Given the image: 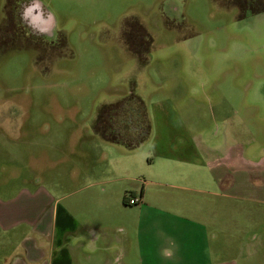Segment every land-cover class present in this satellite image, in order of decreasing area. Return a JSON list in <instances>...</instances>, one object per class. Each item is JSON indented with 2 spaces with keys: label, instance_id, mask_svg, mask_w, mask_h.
<instances>
[{
  "label": "rangeland",
  "instance_id": "374dc122",
  "mask_svg": "<svg viewBox=\"0 0 264 264\" xmlns=\"http://www.w3.org/2000/svg\"><path fill=\"white\" fill-rule=\"evenodd\" d=\"M28 3L51 18L49 39L21 33ZM137 101L149 137L132 149L106 141L105 122L95 127L100 115L128 132L121 105ZM225 119L239 124L240 144L264 145V0H0L1 197L40 190L64 204L104 193L113 204L119 184L108 181L110 169L131 159L148 169L167 121L188 141L215 147ZM258 175L236 193L264 199ZM183 195L188 206L178 212L205 227L208 245L202 258L184 250L191 258L181 264H264V203Z\"/></svg>",
  "mask_w": 264,
  "mask_h": 264
},
{
  "label": "crops",
  "instance_id": "0c3cea01",
  "mask_svg": "<svg viewBox=\"0 0 264 264\" xmlns=\"http://www.w3.org/2000/svg\"><path fill=\"white\" fill-rule=\"evenodd\" d=\"M222 124L224 142L214 147L188 141L184 132L178 135L167 121L168 131H163L161 143H155L148 169L133 159L113 166L108 181L139 200L132 207L118 190L111 195L113 204L104 193L75 196L64 204L40 190L0 196V264H162L158 257L169 259L173 253L178 257L170 262L181 264L191 258L182 255L191 246L201 258L206 256L205 227L178 212L188 206L184 193L264 203L262 198L242 197L236 193L240 186L235 187L250 182L257 173L264 181L262 141L250 137L242 145L237 139L239 124L229 119ZM253 124L248 123V135ZM179 136L186 141L175 152L171 144ZM170 190L178 193L171 195ZM203 210L196 211L202 216Z\"/></svg>",
  "mask_w": 264,
  "mask_h": 264
},
{
  "label": "flooded vegetation",
  "instance_id": "af4514ba",
  "mask_svg": "<svg viewBox=\"0 0 264 264\" xmlns=\"http://www.w3.org/2000/svg\"><path fill=\"white\" fill-rule=\"evenodd\" d=\"M234 4H237L239 7H245L246 3L251 0H230ZM244 6H241L243 5ZM22 21L21 24L25 25L21 30V33L23 31L30 34L35 41L40 42V40L43 39H49V37L53 34L52 30H50V23L51 18L46 14L38 4L32 3L27 4L22 9ZM46 37V38H45ZM141 37L138 36V40ZM127 123V126L133 133H140L142 130V124L140 119V114L138 110L132 109L128 113V119L125 121Z\"/></svg>",
  "mask_w": 264,
  "mask_h": 264
},
{
  "label": "trees",
  "instance_id": "16d2710c",
  "mask_svg": "<svg viewBox=\"0 0 264 264\" xmlns=\"http://www.w3.org/2000/svg\"><path fill=\"white\" fill-rule=\"evenodd\" d=\"M137 108H134V110H138L140 114V119H141V124H142V130L140 133H133L129 127L127 126V123L124 121V124L128 127V132L124 131L121 132V128H119L120 133L117 132L118 128L115 127V119L111 118L110 120H106L105 118L103 119L100 115L99 119L97 120L96 126L97 127L99 124L102 122H105V126L100 128L99 130L101 131V136L108 142L111 143H116V144H123L126 146L128 149H132L133 147L140 145L144 140H146L149 135H150V125L149 122L146 118V114L144 113V110L142 108V105L137 101ZM121 108L126 109L128 113L132 110L131 105H127L126 102L122 103ZM124 112V110H123ZM128 113H127V118H128ZM116 115V114H114ZM99 131V133H100ZM123 133V134H122Z\"/></svg>",
  "mask_w": 264,
  "mask_h": 264
},
{
  "label": "built area",
  "instance_id": "2783aa9c",
  "mask_svg": "<svg viewBox=\"0 0 264 264\" xmlns=\"http://www.w3.org/2000/svg\"><path fill=\"white\" fill-rule=\"evenodd\" d=\"M138 202H139L138 199H135V198H127L125 203H126L127 205H135V204H137Z\"/></svg>",
  "mask_w": 264,
  "mask_h": 264
},
{
  "label": "water",
  "instance_id": "95a60500",
  "mask_svg": "<svg viewBox=\"0 0 264 264\" xmlns=\"http://www.w3.org/2000/svg\"><path fill=\"white\" fill-rule=\"evenodd\" d=\"M49 28H50V30L52 29V20H51V23H50V27Z\"/></svg>",
  "mask_w": 264,
  "mask_h": 264
}]
</instances>
